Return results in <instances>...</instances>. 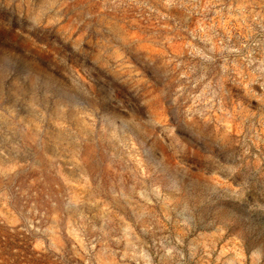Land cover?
Returning a JSON list of instances; mask_svg holds the SVG:
<instances>
[{
    "label": "rangeland",
    "instance_id": "rangeland-1",
    "mask_svg": "<svg viewBox=\"0 0 264 264\" xmlns=\"http://www.w3.org/2000/svg\"><path fill=\"white\" fill-rule=\"evenodd\" d=\"M0 264H264V0H0Z\"/></svg>",
    "mask_w": 264,
    "mask_h": 264
}]
</instances>
